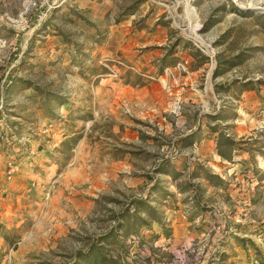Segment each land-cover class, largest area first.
<instances>
[{"label":"rangeland","instance_id":"obj_1","mask_svg":"<svg viewBox=\"0 0 264 264\" xmlns=\"http://www.w3.org/2000/svg\"><path fill=\"white\" fill-rule=\"evenodd\" d=\"M186 1L0 0V264H264V10Z\"/></svg>","mask_w":264,"mask_h":264},{"label":"trees","instance_id":"obj_2","mask_svg":"<svg viewBox=\"0 0 264 264\" xmlns=\"http://www.w3.org/2000/svg\"><path fill=\"white\" fill-rule=\"evenodd\" d=\"M212 25H213V23L208 21V22L205 23L204 29H208ZM173 53H174L173 50H171V51L168 50V52H166L165 55L162 57V59L160 61L161 62V66L159 68V72L160 73H162L164 68H167V67L171 66V64L168 63L167 59L171 58ZM171 60H174V59L171 58ZM223 64L226 65V67H232V66L236 65V63L232 62V60L231 61L230 60H226V61L223 62ZM221 73H222L221 70H219L217 72L215 71V75L216 76L221 74ZM243 87H244L243 88L244 90L254 89L253 88L254 87V83L247 82V83H245L243 85ZM57 100H58V102H63L64 101V100L61 99V97L57 98ZM193 138H194V136H189V137H187L185 139H190V140H187V142L190 143L193 140ZM216 141H217V146L216 147H217L218 154L224 159L231 160L232 159V151L233 150L230 148V146L232 145V140L230 138L225 137L223 134H220ZM219 147H226V148L220 149ZM158 171L160 173H168L166 168H164V167H161L160 169H158ZM205 177L211 183H215V184L217 183V181L216 182L214 181V180H217L216 177L213 178V176H209L208 174ZM220 184H221V181L218 180V184L217 185H220ZM152 195L155 196V199H154L155 201L157 200L156 195H159V197L161 199H163V200L168 197V193L163 189V187H161L160 185L156 184L155 187L152 189L151 195L149 197H146L144 200L134 201L133 209H134V213L135 214L133 216H131L130 218H131V220L134 219V223L135 224L136 223H139V225H143V224L145 225L146 224V222H144L142 220V218L140 217V214H141L142 211H144L148 216H153L154 209L150 206L149 201H148L149 199H153L154 198V197L152 198ZM156 220H157L156 223L158 224V226L161 229V231L163 233H165V236L168 237L169 234H167L166 230L164 229L165 225L163 223H161L160 219H156ZM120 227H122L121 224H119L117 226V228L114 229V231H113L114 233L111 234L109 239L115 238L117 236L118 231H120V229H121ZM103 239H105V238H103ZM116 239H117V237H116ZM100 243H103V240ZM254 252L257 253L256 251H254ZM82 262L88 263V264H103V263L105 264L106 260L103 257V255L100 254V252L98 250L90 249V250H88V253L81 255L80 259L75 264H81ZM112 263H116L117 264V262H115V261H113Z\"/></svg>","mask_w":264,"mask_h":264},{"label":"bare ground","instance_id":"obj_3","mask_svg":"<svg viewBox=\"0 0 264 264\" xmlns=\"http://www.w3.org/2000/svg\"><path fill=\"white\" fill-rule=\"evenodd\" d=\"M250 1H251L250 7L252 9L264 10V8L261 7L264 4V0H250ZM185 8H186L185 9L186 17H189L190 21H192L195 15L193 8L188 4V0L185 2Z\"/></svg>","mask_w":264,"mask_h":264},{"label":"built area","instance_id":"obj_4","mask_svg":"<svg viewBox=\"0 0 264 264\" xmlns=\"http://www.w3.org/2000/svg\"><path fill=\"white\" fill-rule=\"evenodd\" d=\"M177 68L184 69V64H181V63L178 64L177 65ZM132 239H133V242L134 243H136V244H139L140 243L139 237H133L132 236ZM252 264H259V262L256 259H254L253 262H252Z\"/></svg>","mask_w":264,"mask_h":264},{"label":"crops","instance_id":"obj_5","mask_svg":"<svg viewBox=\"0 0 264 264\" xmlns=\"http://www.w3.org/2000/svg\"><path fill=\"white\" fill-rule=\"evenodd\" d=\"M140 93V92H139ZM202 145V144H201ZM67 199V198H66ZM80 198H72V199H70V201H71V203L73 204V201L74 202H76V205L79 203V205H82V203L80 202ZM70 225V224H69ZM235 248H237V247H235ZM264 254V253H263ZM231 255V254H230ZM238 256V255H237ZM239 257H237L236 259H238Z\"/></svg>","mask_w":264,"mask_h":264},{"label":"water","instance_id":"obj_6","mask_svg":"<svg viewBox=\"0 0 264 264\" xmlns=\"http://www.w3.org/2000/svg\"><path fill=\"white\" fill-rule=\"evenodd\" d=\"M252 11H254V10H252ZM256 11V10H255Z\"/></svg>","mask_w":264,"mask_h":264}]
</instances>
